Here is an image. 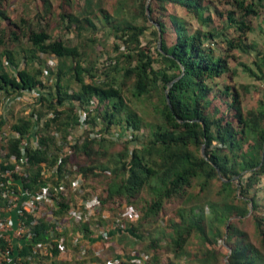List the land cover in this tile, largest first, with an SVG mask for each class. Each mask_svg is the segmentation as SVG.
I'll use <instances>...</instances> for the list:
<instances>
[{
  "label": "trees",
  "instance_id": "obj_1",
  "mask_svg": "<svg viewBox=\"0 0 264 264\" xmlns=\"http://www.w3.org/2000/svg\"><path fill=\"white\" fill-rule=\"evenodd\" d=\"M5 1L0 0V92L37 97L11 133L0 131V204L7 202L4 191L46 187L54 216H67L73 199H94L101 218L96 226L104 227L110 224L103 219L104 210H112L108 204L123 202L138 217L124 219L127 231L114 233L120 242L131 237L134 245L171 202L174 215L147 249L153 256L144 259L137 252L110 264H161L159 241L167 238L179 260L162 264H219L224 254L229 264H264V217L257 215L256 197L264 177V0H112L111 10L104 0H87L77 15L74 0H59L61 36L51 31V0L36 5L33 16L24 11L16 18ZM150 30L159 44L143 43ZM111 39L114 53L106 49ZM243 55L250 61L241 60ZM235 63L252 82L235 83ZM50 78L53 88L47 91ZM251 92L260 98L247 107L243 97ZM215 99H225L235 117L217 114ZM109 145L121 149L109 152ZM7 170L14 182L4 175ZM91 176L106 177L105 195L87 189ZM74 181L79 185L73 191ZM144 192L148 197L139 210ZM250 203L260 246L234 222L227 234L223 229L233 215L242 222ZM33 218L24 211L29 224ZM82 224L90 230L88 222ZM30 226L33 240L25 238L18 247L23 264L41 255L34 252L36 242L57 231L51 218ZM224 235L230 253L219 246ZM193 236L201 243L196 252L189 249ZM52 244L51 254H58L57 242ZM7 246L1 239L0 249Z\"/></svg>",
  "mask_w": 264,
  "mask_h": 264
},
{
  "label": "rangeland",
  "instance_id": "obj_2",
  "mask_svg": "<svg viewBox=\"0 0 264 264\" xmlns=\"http://www.w3.org/2000/svg\"><path fill=\"white\" fill-rule=\"evenodd\" d=\"M52 4H53V11L49 16L50 19V27H51V31L53 35L56 36H61V35H65V30H64V26L62 25V20L60 19V10H59V0H51ZM213 2L218 3L221 0H212ZM150 0H148V5H149ZM6 5L8 6V10L9 13L11 15V17L16 18L18 15H20L22 12H26V15H30L33 16L35 14V7L36 5H41L42 4V0H6L5 1ZM111 3L112 0H104V6L107 9L111 10ZM87 5V0H74V3L72 5V9L75 15L79 14L80 11L83 10V8ZM159 4L157 5L156 3L154 4L155 7V17H158L159 15V8H158ZM167 11H165V14L163 16V19L166 22H169V17L166 13ZM169 12H171V9H169ZM151 14V12H150ZM151 21L153 22L154 20L151 18ZM196 24V23H195ZM169 36V34H167ZM255 37V36H254ZM143 43L144 44H151L152 46L156 45L157 43L159 44V42L156 40L155 36L153 34H151V30L147 32V34L145 35V38L143 39ZM100 50L103 49L102 47L99 48ZM106 49L110 52V53H114L113 49V39H111L106 46ZM108 51H104V58H106ZM240 55V53H238ZM243 58V59H242ZM48 62L51 64V66H54L56 61L51 59V58H47ZM241 60L243 61H247L249 62V58L246 55H243V57H241ZM233 67H236L237 70L239 71V75L236 77L235 83L242 85L244 83H248V82H252L251 78L248 76V74L245 72L244 70V66L241 64H233ZM53 84V79L50 78L49 80H47L46 85H47V91H50L51 85ZM37 94H30V93H26L24 96L20 97L15 94L9 95V96H4L1 92H0V122L3 119V123L0 125V131L2 132H6L7 134L11 133V127L13 126V124L16 122V120L21 117L22 115H29V113L32 112L33 107L35 105V99ZM260 98V94H258L257 92H251L248 94V96H246L245 98L243 97V103L244 105H246L247 107H253L257 104L258 100ZM212 109L214 111L217 112V114H224L226 116H228L229 118H234L235 117V112L234 110L230 109L229 106L227 105V102L225 99H215L214 102L212 103ZM79 132V131H78ZM124 137L126 138L127 135H124ZM26 142V141H25ZM33 142H35L33 140ZM121 149V145H115L114 147H112V145H109V152H115V150H119ZM81 162L84 160L83 157H79ZM88 187L87 189H93L95 191H99V193H101V195H105V189H106V177L105 176H99V177H93L91 176L90 179L88 180ZM259 190L257 191L256 197L259 201V207L260 210L258 211L257 215L264 217V177L261 180V183L257 185ZM241 197V195H238ZM144 197H148V195L144 192L141 197L138 199L137 201V208L140 210L141 209V205L144 204ZM142 198V199H141ZM82 199V198H80ZM85 200V199H82ZM74 202V199L72 200ZM86 201V200H85ZM110 204V203H109ZM108 206L112 208L111 211L109 210H104L106 212L109 213V216H105L103 219H108V221H112L113 218L115 217H121L122 219H125L128 223L131 221H136L137 217H138V213L134 216H122L123 214L126 213V209L129 206H126L125 203H121V202H115L113 204H110ZM176 204V203H175ZM251 209L249 211V213L247 214L246 218L243 219L242 222H237L238 219H241V216L238 215H233L232 217H230L229 221L227 222V225L223 227V229L226 231L229 230V225L231 222L236 223V226H238L240 229L244 230L247 232L248 237L250 238V240L255 243L256 245H259V238L257 236V233L255 231V226H254V220H253V216H252V203L249 204ZM176 205L171 204V202L168 204L166 210L162 213L158 223L154 224L153 226H145L141 231L143 236L140 238L141 241L139 242H135L134 245L133 240L131 237H128L127 239H123V244H121V247H124V249H134V253L140 252L142 257L144 259L148 258L149 254L150 257L153 256V251H149L148 252V247H150L152 240L158 239L161 236V229L165 228L167 225V221L168 218L172 215H174V207ZM129 210H132V207L129 208ZM133 210L137 211L136 209L133 208ZM206 211H208V207L206 206ZM100 216H94L90 219V221L88 222L89 224V228L93 227L94 225L96 226V223H99V225H101L100 222ZM61 219L64 222H68L69 221V217L67 216H63L61 217ZM112 219V220H111ZM106 224V223H105ZM130 225V224H128ZM92 229V228H91ZM227 235H224L223 238L220 239V243L219 246L220 248H222V250L225 253H230V246L225 242ZM121 238V237H119ZM114 238L111 237L109 240H113ZM225 242V243H224ZM159 243L162 245V248L160 249V262L162 264V261L166 260V261H170V260H179V258H176L174 253L172 252V249L168 248V243H169V238L167 239H161L159 241ZM115 244H113L112 242L109 244V251L106 252L108 253V255L110 256L111 254H115V249L113 248ZM123 245V246H122ZM133 246V247H132ZM111 247V248H110ZM201 247V243H200V239L198 237H192L191 238V242L189 244V249L191 250V252H196L199 248ZM102 249H106V245H103ZM138 254V253H137ZM89 255V254H88ZM88 255H84L86 257H88ZM185 257H183V261H184ZM219 264H229V260H228V256L227 254L223 255L220 257V263Z\"/></svg>",
  "mask_w": 264,
  "mask_h": 264
},
{
  "label": "built area",
  "instance_id": "obj_3",
  "mask_svg": "<svg viewBox=\"0 0 264 264\" xmlns=\"http://www.w3.org/2000/svg\"><path fill=\"white\" fill-rule=\"evenodd\" d=\"M20 169L21 166L17 165L16 170ZM4 175L8 176L9 179H11V182H14L12 171L7 170ZM74 182L75 183L72 187L73 191L76 190L77 186L79 185V181ZM62 188V185H60L59 189ZM27 193L31 196L21 203L20 220L17 227H13L9 219L4 216V213L6 210L11 209L17 205V203L20 201L21 193H16L13 190L3 192V197L7 199V202L4 206L0 204V240H5L8 243V246L4 249H0V264H23L22 262H20L21 258L20 256H18V253L16 251L14 239L24 240L26 238L28 240H33L34 232L30 224L35 225L36 223H38V219H41L42 217L51 218V220L56 223L57 231H52L48 240L36 242L34 252H40L41 254H51V251L54 248V245L52 244L53 241L57 242L59 250H63L65 248L63 239L60 238L62 236L60 230L63 226V220L60 216H54L51 210L48 209V204L52 205L54 203V200L49 197L50 193L49 191H47V188L44 187L43 189L36 190L34 193ZM43 198L45 199V202L42 201ZM130 207L131 206L127 207L126 213L122 216L127 215L130 217L137 214V211L133 210V207L132 210H129ZM99 210L100 206L98 205L96 200L93 199L91 201H85L78 198L76 201L71 202V208L68 211V217L73 219L75 223L82 224L84 222H89L90 219L95 216ZM24 211L32 213L35 216V218L31 220L30 224L28 223V221L23 219ZM104 215L109 216V213L104 212ZM123 220L124 219L118 216L113 218V220L108 225L109 229L117 231H127V229L124 228ZM101 232L104 237H108L104 230ZM82 253L86 254V249H83ZM114 261L116 260H113L110 263ZM137 261L140 262V258H137Z\"/></svg>",
  "mask_w": 264,
  "mask_h": 264
},
{
  "label": "crops",
  "instance_id": "obj_4",
  "mask_svg": "<svg viewBox=\"0 0 264 264\" xmlns=\"http://www.w3.org/2000/svg\"><path fill=\"white\" fill-rule=\"evenodd\" d=\"M30 196L26 190L22 189L20 201L17 205L5 211L4 216L9 219L13 227H17L19 223L21 203ZM91 228L86 231L83 224H77L71 218L68 222L63 221V226L60 230L62 236L60 238L63 239L65 248L63 250L60 249L58 254L53 253L49 256L41 254L39 257L32 258L30 264H110L113 260L132 257L131 255L134 251L121 247L124 242H120L118 234L114 233L116 231L113 229H109L108 224L104 227L94 225ZM103 230L108 237L103 236L101 232ZM111 237L114 238L112 241L109 240ZM111 242L115 244L113 248L116 253L109 256L106 252L109 251L108 247ZM23 243V240L14 239L17 253L18 247H22ZM104 244L106 245L105 250L102 249ZM83 249H86V255L89 254L86 258H84L85 254L82 253Z\"/></svg>",
  "mask_w": 264,
  "mask_h": 264
},
{
  "label": "water",
  "instance_id": "obj_5",
  "mask_svg": "<svg viewBox=\"0 0 264 264\" xmlns=\"http://www.w3.org/2000/svg\"><path fill=\"white\" fill-rule=\"evenodd\" d=\"M147 13L150 15V10H149V6L148 5H147ZM204 149H205V146L203 147V155L207 158Z\"/></svg>",
  "mask_w": 264,
  "mask_h": 264
}]
</instances>
